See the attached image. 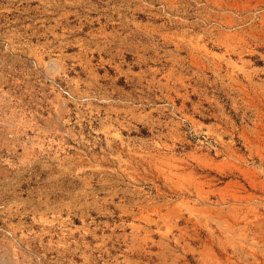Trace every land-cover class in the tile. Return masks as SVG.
Segmentation results:
<instances>
[{
    "label": "rangeland",
    "instance_id": "rangeland-1",
    "mask_svg": "<svg viewBox=\"0 0 264 264\" xmlns=\"http://www.w3.org/2000/svg\"><path fill=\"white\" fill-rule=\"evenodd\" d=\"M0 264H264V0H0Z\"/></svg>",
    "mask_w": 264,
    "mask_h": 264
}]
</instances>
